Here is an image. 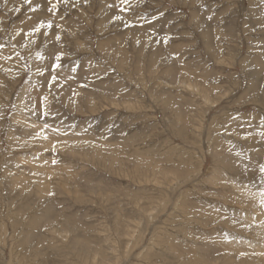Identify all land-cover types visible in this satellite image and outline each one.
Returning <instances> with one entry per match:
<instances>
[{
	"label": "rangeland",
	"instance_id": "rangeland-1",
	"mask_svg": "<svg viewBox=\"0 0 264 264\" xmlns=\"http://www.w3.org/2000/svg\"><path fill=\"white\" fill-rule=\"evenodd\" d=\"M34 2L0 0V264H264V0Z\"/></svg>",
	"mask_w": 264,
	"mask_h": 264
},
{
	"label": "bare ground",
	"instance_id": "bare-ground-1",
	"mask_svg": "<svg viewBox=\"0 0 264 264\" xmlns=\"http://www.w3.org/2000/svg\"><path fill=\"white\" fill-rule=\"evenodd\" d=\"M11 1V0H10ZM37 2L35 3L34 2V4H32L33 5V8H34V10H35V12L38 14V13H42L41 11H40V3H38V0H36ZM109 0H106V2H108ZM111 3V2H110ZM106 4V3H105ZM32 20V19H31ZM32 24V23H31ZM34 25V24H33ZM31 26V25H30ZM38 32V31H37ZM151 59V58H150ZM68 96V95H67ZM78 97V96H77Z\"/></svg>",
	"mask_w": 264,
	"mask_h": 264
},
{
	"label": "snow or ice",
	"instance_id": "snow-or-ice-1",
	"mask_svg": "<svg viewBox=\"0 0 264 264\" xmlns=\"http://www.w3.org/2000/svg\"><path fill=\"white\" fill-rule=\"evenodd\" d=\"M262 171H264V169H261Z\"/></svg>",
	"mask_w": 264,
	"mask_h": 264
}]
</instances>
